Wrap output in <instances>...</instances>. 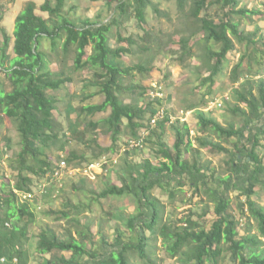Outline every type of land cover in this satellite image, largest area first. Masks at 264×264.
<instances>
[{"label": "trees", "instance_id": "1", "mask_svg": "<svg viewBox=\"0 0 264 264\" xmlns=\"http://www.w3.org/2000/svg\"><path fill=\"white\" fill-rule=\"evenodd\" d=\"M103 1H106L107 5L118 1L116 9L124 16L125 21L136 19L139 24H146L149 0H134L133 3L130 0ZM55 2L53 5L46 0L40 8L42 12L48 13L50 19L39 16L33 2L18 15L13 34L15 57L8 55L11 37L6 29L1 28L3 48L0 50V74L10 80L12 90L5 92L0 76V114L15 123L20 135L21 168L18 171L16 184L11 187L10 184L8 186L4 183L0 190V214L5 209L12 208L8 210L11 213L0 220V264H14V259L20 255L25 257L26 254V250L13 236L17 228L11 224L15 215L12 211L17 209L15 191L33 193L30 187L33 181L24 175L25 172L41 177L51 173L54 179L55 173L60 169L61 161L71 165L80 160L89 165L102 161L109 153L116 154L122 151L119 141L125 121L131 135L126 146L131 139L141 138L140 130L146 129L145 132L151 131V134L156 135L157 132L153 131L152 127L163 129L166 122H170V117L165 113V118L156 126H152L151 121L158 114V110L153 109L150 113L148 111L150 105L135 106L121 100L124 77L134 76L135 73L145 75L151 69L150 63L147 62L130 68H122L116 62L131 52L122 47L115 50L110 47L112 28L122 24L119 17L106 25L90 20L77 25L63 17L65 0H55ZM187 3V0H178L181 11H184ZM192 3L190 17L194 21L195 31L189 37L180 40V47L187 54L194 39L199 35L202 36L199 44L205 43V62L214 63L212 67L210 66V75L204 83H213L214 77L222 71L227 55L234 48V40L241 45L245 44L247 48L256 44L254 40L257 35L241 31L239 21L236 19L239 17L251 19L261 15V12L245 8L238 10L237 0H213L211 3L209 0H193ZM214 5H220L223 9L229 8L225 19L220 22L201 17L203 11ZM45 39L51 40L54 51L58 40L65 39L63 52L68 56L75 50L76 71H84L89 67L95 69L94 81L91 84L99 89L98 93L104 96V102L100 105L82 107L80 113L81 117L94 118L97 114L110 111L109 117L97 122L90 121L89 127L92 131H96L102 126L111 136L112 145L102 147L93 140L92 143L96 144V149L99 151H95L91 160L85 154L78 155L73 152L70 158L59 159L56 164L47 155V150L59 141L60 137L59 124L54 116L57 100L48 93L58 91L71 83L72 79L63 73L55 75L49 70L47 55L42 50ZM119 39L124 41L122 37ZM128 42L135 44L132 39ZM90 45L93 46V54L86 58V48ZM215 46H219V49L215 50ZM112 59L115 61L113 62ZM245 61L249 70L244 77L245 81L237 87L242 78L241 69ZM252 63L257 64L262 71L253 73ZM7 64L9 66H6ZM263 65L264 51L255 47L254 53L242 57L232 73V81L235 85L233 96L238 104L231 107L229 112L244 120L239 128L235 125L224 127L203 112L197 113L198 127L203 134L197 139L199 144L197 150L210 148L228 154L230 156L228 176L216 179V183L215 174L207 167L200 166L197 160L193 164L189 162L186 156L194 150L191 128L188 123L178 122L174 125L173 149H169L162 141V134L157 135L160 145L159 154L162 155L163 161L155 165L147 159L142 164L132 165L126 160V171L119 177L121 186L110 185L98 197L99 199L126 195L133 197L137 206L136 211L125 220L131 236L128 237L124 232L119 231L111 246L112 249L106 250L105 247L108 246L106 238L102 237L101 246L96 245L93 232L86 227L79 231V238L70 235L68 240H60L54 233L43 231L39 235L38 253L61 254L55 255L47 261V264H136L132 262L133 259L141 260L143 264H154L153 257L156 255L160 241L166 254L171 259L179 258L182 264H220L226 254H230L234 264H264V206H259L252 200L258 192L257 188L264 191V162L258 153L264 139V75L259 74L264 71ZM253 75L255 78L259 76L260 80L256 83L251 81L250 77ZM93 97L94 95H91V98ZM241 104L245 107H241ZM148 115H150L148 120L150 123L146 126ZM212 135L226 140L236 139L234 152L211 140ZM148 139L149 136L146 140ZM61 150L65 152V144ZM130 152L125 153L130 154ZM30 159L32 165L29 163ZM174 183L177 185L176 188L173 187ZM185 185L194 189L197 195L203 191L214 203L216 220L209 230L203 229L192 217L183 219L182 226H173L165 221V206L154 196L153 191L159 187L174 199L178 190ZM231 192H239L247 199L239 208L240 218L232 213ZM18 210L25 214L29 207L23 205ZM246 213L250 219L245 223V234L241 235L242 221L247 219ZM9 224L12 226L11 229L8 228ZM254 227L257 233L253 235ZM63 253H70L71 256L68 258Z\"/></svg>", "mask_w": 264, "mask_h": 264}, {"label": "rangeland", "instance_id": "2", "mask_svg": "<svg viewBox=\"0 0 264 264\" xmlns=\"http://www.w3.org/2000/svg\"><path fill=\"white\" fill-rule=\"evenodd\" d=\"M45 1L0 0V50L3 48L1 28H4L11 37L8 55L15 57L13 50L15 22L18 15L29 3H35L36 13L39 16L50 19L48 13L42 12L40 9ZM48 1L53 5L56 3L55 0ZM133 1L130 0L131 3ZM149 1L150 6L146 10L147 22L141 25L136 19L125 21L124 16L116 9L118 1L107 5V2L103 0H65L63 17L77 25H81L86 20L106 25L111 23L114 18L119 17L122 24L112 28L110 47L114 50L122 47L131 52L116 62L122 68H130L147 62L150 63L149 68L151 69L145 75L135 73L134 76L124 77L121 100L126 104L135 106L150 105L148 109L150 113L153 109L158 110V113L165 111L170 117V122H166L163 129L157 128V126L152 127L153 129H151L157 132L156 135L151 134V131L145 132L146 129L140 130L141 137L150 133L149 139L144 143L145 146L126 154L125 151H130L126 143L131 135L125 121L123 134L119 141V147L122 151L116 154H107L105 159L110 163L113 162V165H107L105 168L108 169L107 171L97 169L95 172H91L90 176L85 171L88 163H82L79 160L68 165L65 170H61L54 179L51 173L41 177L25 172L24 175L33 181L30 186L33 191V198L28 201L23 194H15V207L17 209L12 211L15 215L11 224L15 225L17 230L13 232V236L17 243L26 250V254L25 257L20 255L19 259H14V264H47V261L55 255H61L59 252L50 255L38 253L39 235L43 231L54 233L60 240H68L70 235L79 238V231L86 227L93 232L96 245L101 246L102 237L106 238L108 243V246L105 247L106 250L112 249L111 246L114 244L119 231L130 237L131 232L128 231L125 220L136 211L137 206L133 197L127 195L107 199H99L98 197L110 185L121 186L119 177L126 171V160L132 165L142 164L147 159L155 165L163 161L162 155L159 154L160 145L157 135L162 134V141L169 149H173L175 143L174 125L178 122L181 124L188 123L191 128L194 150L186 156L189 162L193 164L197 160L200 166L207 167L215 174L214 181L216 183V179L225 178L230 174V156L228 154L210 148L197 150L199 149L197 139L203 134L200 132L196 117L197 113L203 112L207 117L216 120L224 127L235 125L236 128H239L243 125L244 120L242 118L235 117L229 112L231 107L238 104L233 96L235 85L232 81V73L242 57L254 53L255 47L264 51V0H237L236 9L245 8L261 12V15L251 17V19L241 17L236 19L234 17L236 21H239L241 31L257 35L254 40L256 44L247 48L245 44L241 45L234 40V48L227 55L223 69L214 77L213 83H204L210 75V66L212 67L214 63L206 64L205 62V43L199 44L202 36L199 35L194 39L187 54L180 47V40L189 37L195 31L194 21L190 17L193 0H187L188 3L184 11L180 10L178 0ZM212 1L209 0V3ZM228 11L229 8L223 9L220 5H214L203 11L201 17L220 22L225 19V14ZM120 37L124 41H121ZM129 39L134 40L135 44H130ZM64 42L65 39L58 40L55 51L49 39L43 40L42 45V50L47 55L49 70L55 75L63 73L72 79L71 83L66 84L58 91L48 93L57 100V110L54 112V116L59 124L60 137L59 141H56L47 150L48 157L56 164L59 159L70 158V154L73 152L78 155L85 154L91 160L95 151H99L96 149V144L92 143L93 140L102 147L112 145L111 136L105 132L102 126L96 131H92L89 127L90 121L97 122L106 119L109 117L110 111L97 114L94 118L81 117L80 113L82 107L100 105L104 102V96L98 93L99 89L91 84L94 81L95 69L89 67L84 71H76L74 69L75 50L66 56L63 52ZM218 49L219 46H215V50ZM86 52V58L91 56L93 46H88ZM112 61L115 60L112 59ZM246 63L245 61V65L241 69L242 78L236 85L237 87L246 79L244 77L249 70ZM251 70L253 73L262 71L255 63L251 64ZM259 74L264 75V71ZM0 76L2 77V88L5 92H10L12 90L10 80L3 74ZM250 78L254 83L260 80L259 76L255 78L253 75ZM91 95L94 97L91 98ZM241 105V107H245L243 104ZM149 119L150 115L147 116L146 126L150 123L148 122ZM210 139L215 143H220L231 152L235 150L234 145L237 140L234 138L226 140L212 135ZM64 144L66 150L62 152L61 149ZM20 152L21 138L15 123L0 114V189L4 183L8 186L10 184L12 187L18 181V171L21 168ZM258 153L264 162V139ZM29 163L32 165L31 159ZM173 187L176 188L177 185L174 183ZM257 191L252 200L257 205L264 206V191L261 188H257ZM47 194L50 196L46 197ZM153 194L165 206L164 219L168 224L182 226L183 219L192 217L203 229L209 230L216 220L214 203L203 191L197 195L194 189L185 185L178 190L174 199L159 187L153 191ZM230 198L232 199V213L240 218L239 208L242 203H246L247 199L239 192H231ZM23 205L29 207L25 214L18 210ZM11 209L9 207L1 212V221L8 213H11L8 211ZM245 217L247 219L242 221L241 235L245 234V223L250 219L248 213ZM8 228L11 229L12 226L10 225ZM255 228L252 230L253 235L257 233ZM63 254L68 258L71 256L70 253ZM132 262L143 264L141 260L133 259ZM153 263L182 264L179 258L171 259L166 254L162 241L158 243ZM220 264H234L230 254H226Z\"/></svg>", "mask_w": 264, "mask_h": 264}, {"label": "built area", "instance_id": "3", "mask_svg": "<svg viewBox=\"0 0 264 264\" xmlns=\"http://www.w3.org/2000/svg\"><path fill=\"white\" fill-rule=\"evenodd\" d=\"M165 118V111H161L159 112L156 117L153 118V120L151 121V125L152 126H156L158 124V122L162 121ZM150 133H147L145 135H143L140 139H131L128 142L127 147H129L130 151H134V150H138L140 148H142V146H145L144 143L147 139V137L149 136ZM126 152V151H125ZM108 164L111 165L110 162H108L105 158L102 161L96 162L92 165H88V167L85 168V171L87 173L90 174L91 176V172L93 173V171L95 172L97 169H102L105 170V166H107ZM66 168H68V164L65 161H61L60 162V169L55 173V177L59 175V173L61 172V170H65ZM1 190V189H0ZM16 194L21 195L23 194L25 196V199L28 201H31V199L33 198V193H23V192H19V191H15Z\"/></svg>", "mask_w": 264, "mask_h": 264}]
</instances>
